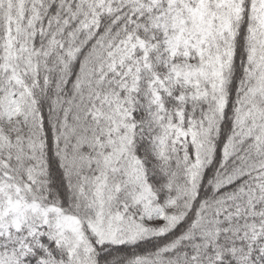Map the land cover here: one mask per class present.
<instances>
[{
	"label": "snow or ice",
	"instance_id": "1",
	"mask_svg": "<svg viewBox=\"0 0 264 264\" xmlns=\"http://www.w3.org/2000/svg\"><path fill=\"white\" fill-rule=\"evenodd\" d=\"M0 264H264V0H0Z\"/></svg>",
	"mask_w": 264,
	"mask_h": 264
}]
</instances>
